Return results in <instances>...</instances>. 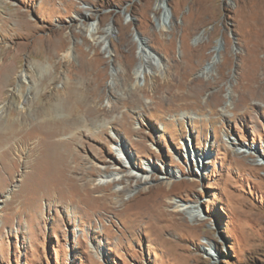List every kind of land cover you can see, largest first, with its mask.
<instances>
[{"label": "rangeland", "instance_id": "1", "mask_svg": "<svg viewBox=\"0 0 264 264\" xmlns=\"http://www.w3.org/2000/svg\"><path fill=\"white\" fill-rule=\"evenodd\" d=\"M17 8L36 19L31 39ZM48 35L70 59L46 56ZM4 57L0 264H264V0H0ZM62 93L102 109L86 116L99 137H81L103 159L84 169L109 172L87 177L102 187L81 202L19 193L42 156L40 106ZM161 183L150 215L145 191Z\"/></svg>", "mask_w": 264, "mask_h": 264}, {"label": "bare ground", "instance_id": "2", "mask_svg": "<svg viewBox=\"0 0 264 264\" xmlns=\"http://www.w3.org/2000/svg\"><path fill=\"white\" fill-rule=\"evenodd\" d=\"M80 14H83V12H80ZM12 17L16 19V24L18 25V28L17 27L15 28L17 30L16 32L20 34L29 33L30 35L29 39L35 36L33 34V31L38 27H36L35 26L36 24L34 25L33 23L36 21V19L30 18L28 15V11L24 12L21 11L19 8H17L12 13ZM17 21L19 24L17 23ZM109 28L111 29V27ZM62 32L63 30L59 29L55 33L58 36L60 35L59 36L60 38ZM41 40L42 42L40 43V48L41 50H45L43 52L46 54V56L49 59L53 57L55 58L63 50L65 51L64 52L65 59H70V57L72 56L71 53L72 47L59 44L60 39L58 42V39L53 40L48 35L45 38L42 37ZM14 63L15 61L12 62L13 66L11 64L6 63L5 57L0 62V96L1 94H3L2 92L4 91L6 85L12 82V75L15 72ZM20 75L22 79L28 76V74L26 75L25 73H22ZM15 91H17L19 95L23 97L20 88H15ZM92 98H94V93H90L87 95H80L76 93H62L61 95L56 96L55 99L54 97H51L50 100L45 102L43 106H40L41 114L44 116L41 119L40 122L41 125L39 124L38 126L39 128L34 130V133L38 137H40L39 143H40V152L42 156L41 159L38 160L39 163L38 169L36 171L34 170L33 179H28L26 186H21L20 188L19 193L22 196L28 193L27 189H30V185H31L32 188L31 191L36 194L38 193V195L45 196V195L55 194L57 195L58 201L60 202H66L65 200H67L68 198L71 199L74 197L75 199L77 198L78 201L81 202L84 200L85 197H90L91 196L90 193L92 191L95 192L96 189L102 187L96 184L94 180L92 179L88 180L87 177L98 175L99 177L104 178L107 177L106 174L109 172V170L103 169L96 172L98 167L96 163H93L92 165L93 168L91 167L90 170L84 169V164L86 162H90L88 155L90 156V158H93L95 161L96 159L98 160L103 159L102 157L103 154L95 153L96 152L95 146L90 141L83 139L81 137L82 134L86 135V137H89L90 139L93 140H96L99 137V134H96L94 130V128L96 127L94 126L95 123L92 124L86 120V116L94 115L95 117L97 113H99L102 110L90 106L86 107V104ZM52 105H58V106L63 105L64 107H66L67 112L71 114L70 118L65 120L62 118H57L54 114L50 115L51 114L50 108ZM82 114L85 117L82 116ZM13 132L14 130L11 133L13 134ZM19 132L21 134V131ZM67 133H69L70 136L66 138L60 137L61 135ZM101 133L102 134L107 133V129L103 127ZM116 137H117L116 138L117 144L120 147V150L123 151L124 156L126 157L130 167L133 168L134 166H137V164L133 160L132 155L126 150L125 148L126 143L124 141V138H122V136L120 135V132L118 133L116 131ZM188 151L190 152V149H188ZM135 176L136 174L126 175L127 178H131ZM124 179H125L124 177H118V178L115 177V179L112 180L111 182L116 183L117 181L119 182ZM110 185L111 184L106 186H110ZM163 188H164V184L161 183L160 185L158 184L152 185L150 186L149 190L145 191V193L148 194L150 193L149 196L150 204L148 205L147 208L148 209L147 211L150 213V215L151 214L156 215L157 207H159L163 203V200L160 197V193L158 194L160 189ZM128 190L129 189H126L125 187L122 191L118 190L116 192L120 196L122 192H127ZM134 198L136 199L137 196H134ZM34 199L36 201L38 199V196H35ZM179 207L181 208L182 205H178V208ZM189 208H190L189 212L193 217H197L199 215V210H197V208L191 206ZM179 211H184V208H181V210H175L174 212L177 213Z\"/></svg>", "mask_w": 264, "mask_h": 264}]
</instances>
